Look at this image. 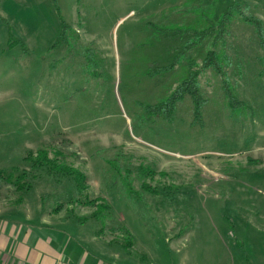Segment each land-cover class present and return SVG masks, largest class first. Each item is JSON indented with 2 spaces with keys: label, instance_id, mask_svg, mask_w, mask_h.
Instances as JSON below:
<instances>
[{
  "label": "rangeland",
  "instance_id": "1",
  "mask_svg": "<svg viewBox=\"0 0 264 264\" xmlns=\"http://www.w3.org/2000/svg\"><path fill=\"white\" fill-rule=\"evenodd\" d=\"M237 7L264 25V0H0V204L60 211L68 236L132 241L131 263L264 264V49L238 16L219 40L187 34ZM190 74L200 119L187 97L146 111ZM37 152L87 188L31 168ZM25 173L28 189L9 184Z\"/></svg>",
  "mask_w": 264,
  "mask_h": 264
},
{
  "label": "crops",
  "instance_id": "2",
  "mask_svg": "<svg viewBox=\"0 0 264 264\" xmlns=\"http://www.w3.org/2000/svg\"><path fill=\"white\" fill-rule=\"evenodd\" d=\"M15 205L0 204V264H150L144 254L131 263V251L118 243L114 248L115 241L110 238L96 234L68 236L61 223L51 222L54 216L58 218L55 221H61L60 211L48 217L39 206L18 210ZM71 225L76 231V225ZM88 242L110 249L99 252L88 247Z\"/></svg>",
  "mask_w": 264,
  "mask_h": 264
},
{
  "label": "trees",
  "instance_id": "3",
  "mask_svg": "<svg viewBox=\"0 0 264 264\" xmlns=\"http://www.w3.org/2000/svg\"><path fill=\"white\" fill-rule=\"evenodd\" d=\"M235 16H238V18H240L243 22L251 25L255 29V31L257 33L258 40L261 41V46L264 49V44H263L264 25H263V22L256 17L245 15L244 11L240 7L233 9L231 12H226L221 17L219 23H217L216 25L212 21L206 22L208 27H209V29L206 33L199 34L196 32H187V34H193L195 36L200 35V38L202 41L208 37L211 38L213 36H214L213 40H219L223 37L228 25L230 24L232 18ZM61 27H64V24L61 23ZM180 34H183V33H178V35H180ZM196 45L189 46V47L192 48V47H195ZM190 48H188V49H190ZM185 50H187V49H185ZM205 60H206L205 68L206 69H213L215 71L216 75L221 78V80L223 82V91H224L225 97L229 101V104L231 106H233V102H234V98L232 97L233 92L229 87L225 72L223 71V68H222V64L219 62L218 59H216L215 52H214V54H213V52L207 53ZM190 76L191 77L192 76L197 77L196 79H198L197 74H190ZM194 81H195V78H193V77L190 78L186 83H184L179 88V90H177L176 92H173L169 97H167L164 101L158 103L157 105L148 106L146 108V111H148V112L151 111V112H155V113H161V112H163V113L164 112H166V113L172 112L173 113V112H175L176 105L179 102H181L185 97H187L191 100V103L193 105L195 118L200 119L201 109L206 104V101L201 99L199 88L196 87V85L194 84ZM37 154H38L37 160L32 161L31 159H28L29 160L28 162L30 163L31 168H35L36 170L37 169H41V170L42 169H46V170L49 169V170H52L54 173H56L60 176L62 175V176L68 177L74 183V186L76 187V189L80 193L87 188L86 185L84 184L85 177L81 173H79V171L71 169L63 161H60L61 158H59V155L57 157H55L54 159H51L48 157V153H46V152L45 153L44 152H37ZM27 174L28 173L21 174V175L17 176L15 178V180L9 182V184L14 186V188L18 191H21L23 189L24 190L28 189L27 187H24L25 183H23V177L26 176ZM0 177L2 178L1 171H0ZM74 202H77V201L74 200ZM95 205L97 206V209L93 213V216L96 218L97 216L102 215L99 220L100 221L105 220L106 215L104 214V211H102L103 205L100 204L98 202V200H96ZM57 210H59V208ZM133 244L134 243L131 241V242L123 243L121 246H123L124 250L130 251L128 248H131V245H133Z\"/></svg>",
  "mask_w": 264,
  "mask_h": 264
}]
</instances>
